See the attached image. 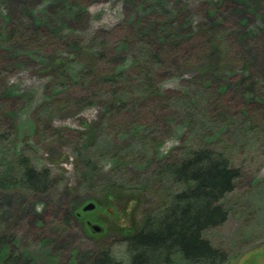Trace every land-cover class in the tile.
<instances>
[{"label": "rangeland", "instance_id": "obj_1", "mask_svg": "<svg viewBox=\"0 0 264 264\" xmlns=\"http://www.w3.org/2000/svg\"><path fill=\"white\" fill-rule=\"evenodd\" d=\"M34 33L38 44L30 43ZM70 43L80 44V51L66 52ZM143 48L162 55L151 78L163 102L140 116L141 124L157 123L161 145L148 152L138 148L136 157L115 165L108 147L130 140L118 130L99 131L104 101L78 108L75 99L95 85L91 78L97 74H135ZM211 52L216 56L209 64ZM60 56L71 58L72 72L83 69L92 77L64 88L47 69ZM243 81L264 85V0H0V134L7 137L0 157L23 154L35 167L47 168L53 180L42 195L0 191V264L9 257L11 264H90L100 251L127 263L124 236L137 231L143 215L163 208L174 189L148 169L198 142L223 152L241 171L223 202L228 220L204 238L228 255L229 264H264V113L248 118L252 130L239 142L230 139L229 123L195 136L197 118L184 117L166 102L203 87L213 94L207 114L220 122L248 110L251 98ZM96 88L98 99L106 101L107 88ZM46 102L51 117L43 116L36 127L33 115ZM80 120L89 128L80 127ZM79 148L81 156L75 153ZM86 156L104 180L124 190L110 191L103 180L83 186L80 158ZM88 203L97 209L86 214L82 208ZM86 221L104 229L95 233Z\"/></svg>", "mask_w": 264, "mask_h": 264}, {"label": "trees", "instance_id": "obj_2", "mask_svg": "<svg viewBox=\"0 0 264 264\" xmlns=\"http://www.w3.org/2000/svg\"><path fill=\"white\" fill-rule=\"evenodd\" d=\"M39 36L38 33L31 35L30 43H40ZM66 46L68 53L76 54L81 49L78 43ZM94 53V56H101L99 47L94 49ZM215 56L216 53L211 52L206 62L210 64ZM136 58L135 74L120 70L109 74L100 73L91 78L92 75L86 74L83 69L77 73L72 72L71 58L62 56L55 58L47 68L53 71V77L64 88H75L80 80H84L85 75L91 78L97 88L102 87L104 91L107 88L106 101L98 99L95 85H92L91 89H86L87 94L75 99V104L78 108H88L104 101L106 110L97 124L99 131L105 134L109 130H118L130 140L126 145L118 143L108 147L113 153L111 156L115 160V165L121 158L132 155L136 157L138 152L135 150L138 148L148 152L155 151L161 145L159 142L161 133L154 129L157 123L141 124L140 116L144 108L158 107L163 102V97L158 95L159 91L155 89V83L151 78L155 75L156 68L162 65V55H156L151 49L143 48L138 50ZM208 67L209 65L207 69ZM258 85L255 82L245 84L246 94L251 98L247 111H243L242 114H228L221 118L220 122L213 121L207 114L209 106L206 104L213 97L208 89L200 87L185 95L165 98L166 102L178 108L184 117L197 118L196 128L192 132L195 136L229 123L227 132H231L233 128L230 139L242 142L252 130L248 118L255 119L260 112L264 113L263 104L258 102L264 85ZM146 102L148 107L141 104ZM257 103L260 106H256ZM50 110L49 103L40 105L33 115L34 126H40L44 117L50 119ZM78 123L82 128H89L82 120ZM78 138L77 140L85 139L84 136ZM5 139L7 137L0 134V144ZM181 152L180 157L154 163L147 171L158 181L167 180L174 189L169 190L168 202L163 208L158 212L143 215L137 231L124 236L127 263L116 260L109 251H100L90 264H229L228 255L212 246L204 238V234L221 227L228 220L229 211L223 202L226 196L235 191L241 178V171L231 164L223 152L199 145V142L196 147L184 148ZM75 153L81 156L80 148ZM80 163L83 169L80 182L83 186L89 187L96 180L99 182L103 180L102 184L110 191L124 190V185L106 180L107 176L105 180L103 179L92 157H81ZM52 187L50 171L47 168L35 167L29 157L23 154L11 159L4 154L0 157V191L21 190L42 195L48 193ZM77 212L75 215L80 218L81 215ZM70 218L71 216L66 218V224ZM12 260L9 257L5 264H11Z\"/></svg>", "mask_w": 264, "mask_h": 264}, {"label": "water", "instance_id": "obj_3", "mask_svg": "<svg viewBox=\"0 0 264 264\" xmlns=\"http://www.w3.org/2000/svg\"><path fill=\"white\" fill-rule=\"evenodd\" d=\"M96 205L94 203H88L87 205H85L82 208V212L89 214L90 212L95 211ZM108 215H112L113 211L111 209H107L106 210ZM99 223L96 222H91V221H86V226L88 229H91V231L95 232V233H100L101 229H104V227H102L101 225H98Z\"/></svg>", "mask_w": 264, "mask_h": 264}]
</instances>
